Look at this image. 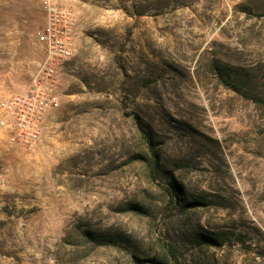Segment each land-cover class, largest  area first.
Masks as SVG:
<instances>
[{
	"label": "rangeland",
	"instance_id": "374dc122",
	"mask_svg": "<svg viewBox=\"0 0 264 264\" xmlns=\"http://www.w3.org/2000/svg\"><path fill=\"white\" fill-rule=\"evenodd\" d=\"M62 1L42 132L0 131V264H264V0ZM43 23L0 0L1 93L35 78Z\"/></svg>",
	"mask_w": 264,
	"mask_h": 264
},
{
	"label": "built area",
	"instance_id": "2783aa9c",
	"mask_svg": "<svg viewBox=\"0 0 264 264\" xmlns=\"http://www.w3.org/2000/svg\"><path fill=\"white\" fill-rule=\"evenodd\" d=\"M37 1L44 15V23L36 33L43 50L38 72L23 91L0 92V131L11 144L30 145L38 140L46 111L55 103V69L75 50L71 5L62 0Z\"/></svg>",
	"mask_w": 264,
	"mask_h": 264
},
{
	"label": "crops",
	"instance_id": "0c3cea01",
	"mask_svg": "<svg viewBox=\"0 0 264 264\" xmlns=\"http://www.w3.org/2000/svg\"><path fill=\"white\" fill-rule=\"evenodd\" d=\"M71 5L73 6V9L75 10V13H79L80 12V4L78 3H76V2H74V3H71Z\"/></svg>",
	"mask_w": 264,
	"mask_h": 264
},
{
	"label": "trees",
	"instance_id": "16d2710c",
	"mask_svg": "<svg viewBox=\"0 0 264 264\" xmlns=\"http://www.w3.org/2000/svg\"><path fill=\"white\" fill-rule=\"evenodd\" d=\"M154 162L156 163V158H154ZM180 190V188L177 185L172 186V192H175V194ZM213 242V241H211ZM214 244V243H212Z\"/></svg>",
	"mask_w": 264,
	"mask_h": 264
}]
</instances>
